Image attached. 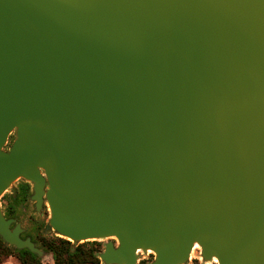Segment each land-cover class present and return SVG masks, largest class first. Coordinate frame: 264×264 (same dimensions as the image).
I'll return each instance as SVG.
<instances>
[{
  "label": "water",
  "instance_id": "95a60500",
  "mask_svg": "<svg viewBox=\"0 0 264 264\" xmlns=\"http://www.w3.org/2000/svg\"><path fill=\"white\" fill-rule=\"evenodd\" d=\"M20 179L103 264H264V0H0V200ZM24 233L0 202L44 257Z\"/></svg>",
  "mask_w": 264,
  "mask_h": 264
},
{
  "label": "rangeland",
  "instance_id": "374dc122",
  "mask_svg": "<svg viewBox=\"0 0 264 264\" xmlns=\"http://www.w3.org/2000/svg\"><path fill=\"white\" fill-rule=\"evenodd\" d=\"M13 139L14 138L12 137L11 141ZM9 147H10V144L7 146V149ZM30 185L32 184L26 182L23 179L16 181L13 187L9 189L4 194L2 199L0 200L1 206L6 216L7 209H9V207L11 206V200L14 201L15 199L14 201L15 206H12L15 214H14V217L12 218L17 219L18 222L22 224V227L25 229L24 234H27L31 236L32 238H34V241H35L34 243L36 244V246L45 253L44 257L42 258L37 256L40 259V261L43 264H54L52 254L44 250L43 248H41L39 241H41L42 238H53V237H59V236L55 232H51L48 230L49 220H50V211H49V207L47 203L40 212L36 211V208L34 205L35 202L31 200L33 191L30 189L31 187ZM24 187L28 190L26 198H24L21 195V190ZM14 189H16V193L14 192ZM109 241L110 240H100V241H88V242H91L89 244H94V246L98 249L97 257L99 258V255L105 250V245ZM93 242H96V243H93ZM84 243H80V244H84ZM80 244L78 245L73 244V247L76 248ZM139 255H140L139 264H142V262L144 261L151 260V257L154 256L152 252L150 253L141 252L139 253ZM100 262H101L100 264H103L101 260ZM195 262H197L196 264H217L216 259L214 261L205 263L201 259V248L199 246H196L195 250L192 252L190 264H195ZM0 264H20V262H19V259L14 255L6 257L0 248Z\"/></svg>",
  "mask_w": 264,
  "mask_h": 264
},
{
  "label": "trees",
  "instance_id": "16d2710c",
  "mask_svg": "<svg viewBox=\"0 0 264 264\" xmlns=\"http://www.w3.org/2000/svg\"><path fill=\"white\" fill-rule=\"evenodd\" d=\"M27 189L24 187L21 190V195L26 198ZM14 198V197H13ZM15 201V199H14ZM13 200H11V206L7 209V218L14 217L15 206ZM34 241V238H33ZM40 247L50 252L53 256L54 264H100V259L97 257L98 249L91 242L80 244L76 248L73 247L72 242L60 237L42 238ZM96 243V242H93ZM96 245V244H95ZM0 248L6 257L16 256L19 259L20 264H43L37 255L31 253L29 250H18L12 246L7 245L0 238ZM146 264V261L142 262Z\"/></svg>",
  "mask_w": 264,
  "mask_h": 264
},
{
  "label": "flooded vegetation",
  "instance_id": "af4514ba",
  "mask_svg": "<svg viewBox=\"0 0 264 264\" xmlns=\"http://www.w3.org/2000/svg\"><path fill=\"white\" fill-rule=\"evenodd\" d=\"M31 187H30V189L33 191V185H30ZM20 187V186H19ZM35 205V204H34ZM46 205V202L44 203V205H43V207ZM28 237H30L31 239H32V241H33V238L31 237V236H29V235H27V234H23L22 235V238L23 239H26V238H28ZM33 242H35V241H33ZM155 259V257L153 256V257H151V260H148V261H146V264H149V263H151V262H153V260ZM197 262H195V264H196Z\"/></svg>",
  "mask_w": 264,
  "mask_h": 264
},
{
  "label": "bare ground",
  "instance_id": "6f19581e",
  "mask_svg": "<svg viewBox=\"0 0 264 264\" xmlns=\"http://www.w3.org/2000/svg\"><path fill=\"white\" fill-rule=\"evenodd\" d=\"M196 246H198V244H195V246H194V250H195ZM214 260H215V259H214ZM214 260H213V261H214Z\"/></svg>",
  "mask_w": 264,
  "mask_h": 264
}]
</instances>
